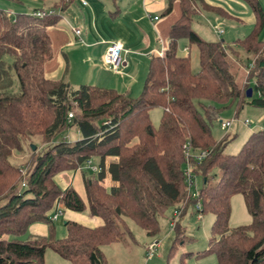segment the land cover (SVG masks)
Here are the masks:
<instances>
[{
  "label": "trees",
  "instance_id": "1",
  "mask_svg": "<svg viewBox=\"0 0 264 264\" xmlns=\"http://www.w3.org/2000/svg\"><path fill=\"white\" fill-rule=\"evenodd\" d=\"M40 1L43 7L31 14L10 16L0 8V264H44L48 249L70 264H107L102 248L132 239L129 222L153 237L158 217L169 209L174 211V244L185 240L177 222L188 209L213 216L207 248L196 255L182 254L178 264L207 254L218 264H264V129L252 132L233 155L224 153L227 141H216L211 131L213 118L227 109L234 108L236 116L245 105L264 109V41L259 39L263 15L258 0H238L256 19L254 30L237 42L239 49L223 41H204L192 29L201 12L220 10L203 0H170L167 12L178 1L181 17L170 29L167 51L150 60L136 99L89 85L73 88L44 76L51 53L46 30L77 0ZM44 11L52 12L35 17ZM181 40L198 51L196 73L189 54H178ZM242 71L241 84L237 78ZM156 108L161 109L157 128L149 115ZM71 127L77 128L79 140L55 142ZM34 139L41 144L39 151L29 147L25 165H13L14 153L25 154L23 145ZM184 146L191 154H207L200 162H188L202 182L193 188V198L183 173ZM107 157L116 158L118 179L108 190L103 186ZM88 160H97L100 171L91 177L82 173L85 204L71 186L60 188L55 177L75 172ZM237 194L251 222L230 229V200ZM53 205L73 213L87 211L103 224L87 227L65 221V234L57 236L56 221L49 216ZM36 223L47 226L46 237L29 234Z\"/></svg>",
  "mask_w": 264,
  "mask_h": 264
},
{
  "label": "crops",
  "instance_id": "2",
  "mask_svg": "<svg viewBox=\"0 0 264 264\" xmlns=\"http://www.w3.org/2000/svg\"><path fill=\"white\" fill-rule=\"evenodd\" d=\"M2 2L6 6L0 8L10 15L31 14L35 9L43 7L40 0H20L18 4ZM203 3L221 12H201L193 19L194 32V25L200 26L203 19L207 23L212 21L211 18L204 17V13H215L229 20H238L224 9H241L244 4L238 0H203ZM169 4L170 0H77L65 11L59 12L61 18L57 25L46 30L51 53L50 59L44 64V76L51 81L64 80L73 88L89 85L114 90L132 99L138 98L145 84L150 60L167 51L170 29L181 17L179 2H172L170 11L167 12ZM76 30L80 31L79 35H75ZM201 31H196L199 36ZM214 34L218 37L215 30ZM114 41L124 46L122 66L117 72L111 71L104 64L107 46ZM180 45L181 43L178 44V54L185 57L190 49ZM79 139L80 135L76 141ZM95 161L97 160L91 161L92 165L100 168L99 162L96 164ZM80 169L61 173L55 177V181L62 189L71 186L86 204ZM116 170V158L107 157L103 180V186L107 190L118 185ZM60 210L57 207L51 211L58 213L57 220L63 216L66 221L87 227H99L103 224L87 211L79 214L65 210L59 212ZM28 232L32 236L46 237L48 229L45 224L36 223L29 227Z\"/></svg>",
  "mask_w": 264,
  "mask_h": 264
},
{
  "label": "rangeland",
  "instance_id": "3",
  "mask_svg": "<svg viewBox=\"0 0 264 264\" xmlns=\"http://www.w3.org/2000/svg\"><path fill=\"white\" fill-rule=\"evenodd\" d=\"M258 2L263 15V25L259 32V39L264 41V0H258ZM242 4L243 3H241V5ZM243 5L241 9H231L229 7L224 9L226 13L237 18L239 21L233 19L229 20L215 13H204L203 16L211 18L212 21L207 23L206 19H203L200 22V26L194 25V30H203L201 31L203 35L200 33L202 37L195 31L196 34L204 41H223L225 45L231 46L234 49H239L237 42L244 40L245 37H247L254 30L256 24V19L253 13L250 11L248 6L245 4ZM0 6H6L2 0H0ZM11 8L15 9V7ZM14 15L15 14H13V16ZM209 24H211V27H209ZM214 30L223 31L222 36H215ZM180 43V46L188 47L185 40H181L179 44ZM198 56L196 48H190L189 57L191 68L194 73L199 71ZM245 72L246 71H242L239 73L237 78L238 83L242 84L245 81ZM15 88L17 89V87ZM235 113L234 108L227 109L218 116H215L211 124V131L214 139L216 141H227L224 150V153L227 155L236 154L252 132L264 129V109L245 105L241 110H239L237 116ZM149 115L153 126L157 128L160 123L161 109H153L150 111ZM220 121H232L230 128L225 132L221 131ZM245 121L249 122L248 125L244 124ZM77 137L79 138L77 128L71 127L69 130L59 134L55 138V142L66 141L72 143L76 141ZM32 146L35 148L38 147L39 151V146H41V144L38 139H34L33 144H24L23 148L26 151L25 154L21 155V153H14L13 157L10 158V162L18 167L25 165V162L31 155L28 148H31ZM95 162L98 164V161ZM81 169V172L86 177L94 175V173L84 165ZM201 183V179L196 178V185L198 188L201 187ZM192 191L193 193L195 192L194 189H192ZM57 207L61 209L59 212L63 210L61 205H53L51 211H54ZM230 208V229L250 224L251 218L247 212L244 199L240 194L232 196L230 200ZM173 212L174 211L172 209H169L167 212L158 217L159 230L153 237L147 236L146 232L135 224L129 222V230L132 234V239L124 238L122 242L102 248L107 264H178L180 256L184 253H192L193 255H196L197 253L203 252L207 248L208 242L211 238L210 229L213 222V216L211 214L200 216L197 213H193L191 209H188L182 216L179 217L177 222L178 227L185 236V240L182 243L174 244L176 232L174 229H170L169 226V223L173 218ZM49 216L52 218L54 216V212H51ZM65 221L66 218L63 216H60V218L56 221L55 227L57 236L62 237L65 234L63 227ZM152 243H158V248L156 249L155 256L153 258H148L147 248ZM44 264L70 263L61 259L56 253L48 249L45 252ZM184 264L218 263L213 254H207L200 258H195L194 256L188 257L184 260Z\"/></svg>",
  "mask_w": 264,
  "mask_h": 264
},
{
  "label": "built area",
  "instance_id": "4",
  "mask_svg": "<svg viewBox=\"0 0 264 264\" xmlns=\"http://www.w3.org/2000/svg\"><path fill=\"white\" fill-rule=\"evenodd\" d=\"M52 11H48L47 13H51ZM45 11L44 12H36L34 13L35 17L37 18H42L43 16H45L47 14ZM75 35H79L80 31L76 30ZM216 34L218 36L222 35V31H216ZM187 51V50H186ZM123 53H124V46L122 45V43L118 42V41H114L109 43V45L107 46L106 52H105V56H104V64L113 72H117L120 67L122 66V62H123ZM73 117V113H69L68 114V119L71 120ZM221 122V129L222 130H228L231 126L232 121H220ZM248 121H245L244 124L248 125ZM108 124L105 123V125ZM183 152L186 158V166L185 169L183 171L185 179H186V184H187V188L188 189H193L194 187H196V178L195 176L191 173V166L188 163L190 159H194L197 162L202 161L205 157H206V152H199L196 154H191L188 151V147L184 146L183 147ZM86 166H88V168L93 172V173H98L100 171V168L93 166L91 161L88 160L85 163ZM22 187H24V184H22ZM196 197V193H192V198ZM196 209L199 210L200 209V205L197 204L196 205ZM176 215V213H175ZM58 217V213L54 214V216L51 218V220L56 221ZM170 229L173 228L174 223L170 222L169 223ZM158 248V243H152L148 246L147 248V257L148 258H153L155 256V252L156 249Z\"/></svg>",
  "mask_w": 264,
  "mask_h": 264
},
{
  "label": "water",
  "instance_id": "5",
  "mask_svg": "<svg viewBox=\"0 0 264 264\" xmlns=\"http://www.w3.org/2000/svg\"><path fill=\"white\" fill-rule=\"evenodd\" d=\"M246 96H247V98H250L252 96V89H248L246 91ZM31 149H32V151H35V147L32 146Z\"/></svg>",
  "mask_w": 264,
  "mask_h": 264
}]
</instances>
